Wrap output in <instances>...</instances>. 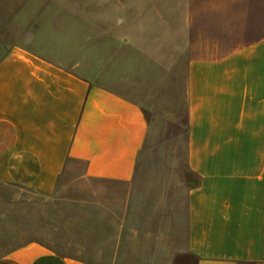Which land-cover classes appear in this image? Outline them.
Masks as SVG:
<instances>
[{"label":"crops","instance_id":"crops-1","mask_svg":"<svg viewBox=\"0 0 264 264\" xmlns=\"http://www.w3.org/2000/svg\"><path fill=\"white\" fill-rule=\"evenodd\" d=\"M51 10L50 29L70 47L14 45L0 58V184L51 198L81 165L97 184L81 201L84 254L29 241L0 264H113L123 249L168 248L167 175L147 179L161 139L145 108L56 63L122 54L182 68L183 117L165 121L182 152L165 142L183 156V246L194 264H264V0H85ZM100 31L120 32L102 43Z\"/></svg>","mask_w":264,"mask_h":264},{"label":"rangeland","instance_id":"rangeland-1","mask_svg":"<svg viewBox=\"0 0 264 264\" xmlns=\"http://www.w3.org/2000/svg\"><path fill=\"white\" fill-rule=\"evenodd\" d=\"M84 1L0 0V58L14 45L38 44V47L45 50L56 48L59 44L63 46L66 42L65 39H60L61 31L50 29L56 24L53 22L58 17L51 13V8L82 6ZM92 1L90 0L91 4ZM93 32L97 34L98 30ZM106 32L100 31L102 43L105 40L113 43V35L120 31H108L111 34L108 36L110 40L104 37ZM94 40L97 42V37ZM68 41V45L63 48L70 47L72 42ZM90 57L103 59L112 56L95 53ZM117 57L121 60L56 62L141 104L153 126V139H161L158 158L153 156L148 164L147 179H157L159 182L160 178L155 177L158 176L157 173L167 175L164 188L165 216L168 210L170 225L168 248L123 249V253L113 264H194V259L183 246V156L182 153L180 156H173L170 150L172 147H168L165 142L169 139L170 145L175 143V148L178 150L180 147L182 152L183 137L181 134L179 138L176 137L179 130L165 125L168 118L176 122L178 117H183L184 78L179 76L182 68H178L177 62L131 61L128 54ZM138 58L151 57L142 54ZM81 171V165H73L70 172L59 179L56 192L51 198L40 197L23 188L0 184V256L29 241H38L62 255L83 256L81 246L84 223L81 201L84 193L88 194L90 183L97 184L84 181ZM157 190L161 192L158 185ZM100 264L112 263L103 260Z\"/></svg>","mask_w":264,"mask_h":264}]
</instances>
